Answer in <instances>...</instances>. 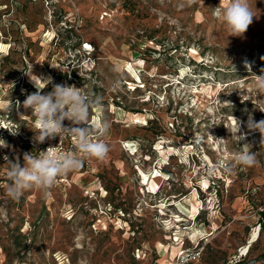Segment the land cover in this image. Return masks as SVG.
Listing matches in <instances>:
<instances>
[{
    "label": "rangeland",
    "instance_id": "374dc122",
    "mask_svg": "<svg viewBox=\"0 0 264 264\" xmlns=\"http://www.w3.org/2000/svg\"><path fill=\"white\" fill-rule=\"evenodd\" d=\"M219 3L0 0V264H173L196 249L186 264H264V146L246 127L249 114L264 119V0H250L257 17L242 37L228 36ZM30 65L101 97L90 123H109L99 138L110 150L12 199L4 156L23 163L39 154L29 142L42 144L15 105L36 91L20 71ZM240 143L255 166L235 165Z\"/></svg>",
    "mask_w": 264,
    "mask_h": 264
},
{
    "label": "clouds",
    "instance_id": "9594fccd",
    "mask_svg": "<svg viewBox=\"0 0 264 264\" xmlns=\"http://www.w3.org/2000/svg\"><path fill=\"white\" fill-rule=\"evenodd\" d=\"M191 2L194 0H189V3ZM213 12L223 24L228 36L233 37H242L254 22V17H257L250 0H220ZM20 71L29 78V82L36 89L27 95L22 105L19 101L15 103L16 108L23 107L35 117V124L31 129L34 132V141L44 143L59 137L61 142L64 138L71 137L74 145L68 150L49 146L46 150L39 151L38 155L26 152L23 154V163L19 157L9 159L4 156L8 166L6 191L12 199H19L25 191L31 189L46 193L56 184L58 177L80 170L85 159L104 160L110 150L108 144L99 138L107 134L109 123L106 120L90 123V110L101 103V97H93L84 87L55 84L50 76L33 74L32 65L27 70ZM256 77V87L264 93V74ZM48 85H52L51 91H43ZM233 119L236 121L235 135L241 142L245 140V134L241 133L242 122L235 117ZM66 120L70 122L67 126L64 124ZM246 127L250 133L259 132L260 146H264V119L255 121L249 114ZM10 133L15 135L17 132ZM240 146V151L234 157L235 165L241 168L255 166L258 161L252 145L240 143ZM8 147L6 141L0 139V148ZM232 168L230 163L223 165L225 173H230ZM214 170L209 169V175Z\"/></svg>",
    "mask_w": 264,
    "mask_h": 264
},
{
    "label": "built area",
    "instance_id": "2783aa9c",
    "mask_svg": "<svg viewBox=\"0 0 264 264\" xmlns=\"http://www.w3.org/2000/svg\"><path fill=\"white\" fill-rule=\"evenodd\" d=\"M59 142H60L59 138H55L51 141H46V142L39 144V145H37L31 141L29 142V144L31 145V148H37L38 151L46 150L49 146H58V148L60 150L71 149V146H69V145L66 146L63 143V141H61L60 144H59ZM65 182H68V177L66 175L58 177L56 183H65ZM198 255H199L198 249L188 250V251L182 250L176 255V258L174 259L173 264H186L189 261L196 259Z\"/></svg>",
    "mask_w": 264,
    "mask_h": 264
},
{
    "label": "bare ground",
    "instance_id": "6f19581e",
    "mask_svg": "<svg viewBox=\"0 0 264 264\" xmlns=\"http://www.w3.org/2000/svg\"><path fill=\"white\" fill-rule=\"evenodd\" d=\"M202 138H201V136L199 137V139L197 140L198 142H202V140H201ZM150 173V172H149ZM149 173H146V172H143V174H142V179L143 180H147V184L149 183V178L154 174V171L153 172H151V174H149ZM149 174V175H148ZM155 187H156V183H155V181L154 180H152L151 182H150V185H149V188H150V190H155ZM152 192V191H151ZM194 210H195V207H194ZM173 216H175L176 218H175V222H177V220H180L181 219V217H179L178 215H173ZM178 216V217H177ZM172 219V218H171ZM173 252H174V250H171V254H173Z\"/></svg>",
    "mask_w": 264,
    "mask_h": 264
},
{
    "label": "trees",
    "instance_id": "16d2710c",
    "mask_svg": "<svg viewBox=\"0 0 264 264\" xmlns=\"http://www.w3.org/2000/svg\"><path fill=\"white\" fill-rule=\"evenodd\" d=\"M260 216H261V222H260L261 225L262 221L264 222V211H261Z\"/></svg>",
    "mask_w": 264,
    "mask_h": 264
}]
</instances>
